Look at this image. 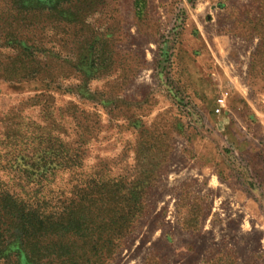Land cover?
<instances>
[{
	"label": "rangeland",
	"instance_id": "1",
	"mask_svg": "<svg viewBox=\"0 0 264 264\" xmlns=\"http://www.w3.org/2000/svg\"><path fill=\"white\" fill-rule=\"evenodd\" d=\"M135 3L0 0V182L66 145L133 178L137 152L160 174L105 264H264V0Z\"/></svg>",
	"mask_w": 264,
	"mask_h": 264
},
{
	"label": "trees",
	"instance_id": "2",
	"mask_svg": "<svg viewBox=\"0 0 264 264\" xmlns=\"http://www.w3.org/2000/svg\"><path fill=\"white\" fill-rule=\"evenodd\" d=\"M135 7L140 12V0ZM136 155L132 179L111 176L107 161L81 172L84 157L71 145L4 161L17 189L0 182V264H105L123 250L149 212L160 174L157 163ZM61 175L70 179L67 192L55 183ZM185 226L195 231L200 223Z\"/></svg>",
	"mask_w": 264,
	"mask_h": 264
},
{
	"label": "built area",
	"instance_id": "3",
	"mask_svg": "<svg viewBox=\"0 0 264 264\" xmlns=\"http://www.w3.org/2000/svg\"><path fill=\"white\" fill-rule=\"evenodd\" d=\"M226 104H227V95L222 94L217 100L216 113H221V111L226 107Z\"/></svg>",
	"mask_w": 264,
	"mask_h": 264
}]
</instances>
